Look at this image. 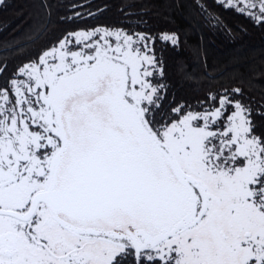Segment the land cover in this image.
<instances>
[{"label":"snow or ice","instance_id":"1","mask_svg":"<svg viewBox=\"0 0 264 264\" xmlns=\"http://www.w3.org/2000/svg\"><path fill=\"white\" fill-rule=\"evenodd\" d=\"M151 43L70 32L0 86V264H264V111L165 112Z\"/></svg>","mask_w":264,"mask_h":264},{"label":"trees","instance_id":"2","mask_svg":"<svg viewBox=\"0 0 264 264\" xmlns=\"http://www.w3.org/2000/svg\"><path fill=\"white\" fill-rule=\"evenodd\" d=\"M108 27L153 40L154 82L164 86L165 112L202 111L225 90L254 114L264 111V25L216 0H3L0 3V75L3 86L18 66L35 60L65 34ZM173 35L176 44L163 41ZM257 132L264 117L255 115Z\"/></svg>","mask_w":264,"mask_h":264},{"label":"rangeland","instance_id":"3","mask_svg":"<svg viewBox=\"0 0 264 264\" xmlns=\"http://www.w3.org/2000/svg\"><path fill=\"white\" fill-rule=\"evenodd\" d=\"M217 2H220V3H222L224 6H225V4L223 3V0H216ZM227 7V6H226ZM152 42H153V40L152 39H150ZM163 40V39H162ZM163 41H165V40H163ZM170 42V44H173L171 41H169ZM151 46H152V43L149 45V47L151 48ZM152 49V48H151ZM156 74H158V71H157V73Z\"/></svg>","mask_w":264,"mask_h":264}]
</instances>
